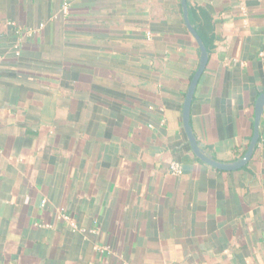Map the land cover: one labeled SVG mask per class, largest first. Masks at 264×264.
Returning <instances> with one entry per match:
<instances>
[{"label": "crops", "instance_id": "0c3cea01", "mask_svg": "<svg viewBox=\"0 0 264 264\" xmlns=\"http://www.w3.org/2000/svg\"><path fill=\"white\" fill-rule=\"evenodd\" d=\"M70 1L0 0V264H264V110L244 166L201 161L181 0ZM186 3L214 34L189 122L233 162L264 91V0Z\"/></svg>", "mask_w": 264, "mask_h": 264}, {"label": "water", "instance_id": "95a60500", "mask_svg": "<svg viewBox=\"0 0 264 264\" xmlns=\"http://www.w3.org/2000/svg\"><path fill=\"white\" fill-rule=\"evenodd\" d=\"M182 10H183V18L185 25L189 31V33L192 35V37L195 39L198 49H199V60L197 68L190 79L189 85L187 87V91L185 93L183 106H182V125L184 132L187 136L188 142L190 144V147L194 154L203 162L219 169L223 170H232V169H238L242 166H244L249 159L252 156L253 150L257 144L258 138H259V121L261 118V115L264 110V91L261 92L258 97L255 100L254 103V118H253V131L250 138V141L247 145V148L243 155L229 163H222L214 159L209 153H207L200 142L197 141L196 137L194 136V133L192 131L189 118H190V104L192 101V97L194 94L195 87L198 83V80L202 74V72L205 69L206 63L208 61L209 54L206 50V47L202 43V40L200 36L197 34L195 29L193 28L189 18H188V6L186 3V0H181Z\"/></svg>", "mask_w": 264, "mask_h": 264}, {"label": "trees", "instance_id": "16d2710c", "mask_svg": "<svg viewBox=\"0 0 264 264\" xmlns=\"http://www.w3.org/2000/svg\"><path fill=\"white\" fill-rule=\"evenodd\" d=\"M188 18L197 34L200 36L202 43L209 54L214 46L213 23L211 16L203 7L189 6Z\"/></svg>", "mask_w": 264, "mask_h": 264}, {"label": "built area", "instance_id": "2783aa9c", "mask_svg": "<svg viewBox=\"0 0 264 264\" xmlns=\"http://www.w3.org/2000/svg\"><path fill=\"white\" fill-rule=\"evenodd\" d=\"M70 2H71L70 0H63V2H62V4H61L60 8L58 9L57 13L55 14V17H58L59 15H63V16L67 15V13L70 11ZM170 169H171V171L174 172V173H179V172H180V169H179L175 164H173V163L170 165ZM44 202H45V201H42V204H44ZM58 217H59L60 219H64V220L68 221L69 224H70V226H71L72 228H75L74 223H72V222L69 220V217H68L66 214H64V213H59ZM97 249H98L99 251H104V250H106V247H97Z\"/></svg>", "mask_w": 264, "mask_h": 264}]
</instances>
